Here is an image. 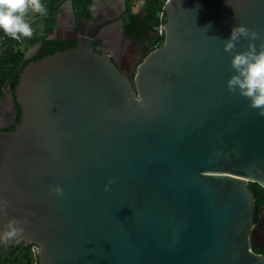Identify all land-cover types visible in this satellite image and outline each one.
Instances as JSON below:
<instances>
[{
	"label": "water",
	"instance_id": "water-1",
	"mask_svg": "<svg viewBox=\"0 0 264 264\" xmlns=\"http://www.w3.org/2000/svg\"><path fill=\"white\" fill-rule=\"evenodd\" d=\"M94 3L59 1L44 39L75 46L32 60L37 42L3 95L20 116L0 129V237L23 232L0 241L40 264H264L248 187L264 189V116L228 91L223 51L239 25L264 38V0H168L161 46L124 68L119 8Z\"/></svg>",
	"mask_w": 264,
	"mask_h": 264
},
{
	"label": "clouds",
	"instance_id": "clouds-1",
	"mask_svg": "<svg viewBox=\"0 0 264 264\" xmlns=\"http://www.w3.org/2000/svg\"><path fill=\"white\" fill-rule=\"evenodd\" d=\"M29 7L37 13L47 14L41 0H0V30L14 39L31 37L33 30L24 19ZM242 38L248 41L246 50L235 52L236 44ZM257 40L260 41L259 50L254 43ZM223 51L230 55V68L235 73L226 81L228 91L246 98L249 107L259 109V115L264 116V38L239 25L231 30L229 39L223 43ZM111 183L113 181H109ZM104 190L109 191L108 185ZM53 191L63 195L59 187ZM18 224L17 220L8 223L7 230L0 237L5 243L23 232Z\"/></svg>",
	"mask_w": 264,
	"mask_h": 264
},
{
	"label": "trees",
	"instance_id": "trees-1",
	"mask_svg": "<svg viewBox=\"0 0 264 264\" xmlns=\"http://www.w3.org/2000/svg\"><path fill=\"white\" fill-rule=\"evenodd\" d=\"M60 0H49L48 12L49 16L54 11L56 3ZM91 0H74V9L79 16L89 17L88 6ZM163 0H144L142 10L145 12L144 22L148 23L150 28L157 24V13L161 7ZM129 11V10H128ZM3 32V31H2ZM0 32V33H2ZM143 39L149 38L148 34L142 33ZM24 40V37H23ZM41 46L38 54L32 59L37 60L45 55L52 54L55 51L64 50L75 46L74 40H45L41 37ZM38 41V42H39ZM154 38L149 42V50L153 48ZM20 44L15 43L9 38L0 40V86H8L13 83V89L18 82L20 70L29 62H22L24 50L20 49ZM8 128L7 130H11ZM248 187L252 192L255 201V214L258 205L264 204V189L257 183L249 182ZM256 217H254L255 219ZM252 250L256 253L264 255V244ZM29 260L28 247L23 243L15 247H5L0 241V264H27Z\"/></svg>",
	"mask_w": 264,
	"mask_h": 264
},
{
	"label": "crops",
	"instance_id": "crops-1",
	"mask_svg": "<svg viewBox=\"0 0 264 264\" xmlns=\"http://www.w3.org/2000/svg\"><path fill=\"white\" fill-rule=\"evenodd\" d=\"M96 1H98L97 5L93 2V0L90 1L89 5L94 3L96 8H99V6L108 7L111 5H115L116 7H118L120 13L122 14V18L125 24L127 26L129 25V27L139 25L140 23L144 22L145 12L142 10V4L144 1L139 5V8H137L135 5V2L137 0H96ZM48 2L49 0H41L42 5L47 10L46 15L37 13L34 10H32L31 7H29L28 12L24 16L25 21L31 26L33 30L32 36L24 37L23 42L19 46L20 49L24 50V53L33 45H35L40 40L41 37H46L47 35L54 32L57 26H59L60 29L63 28L64 26L59 22L60 20H62V17L58 18L59 8L57 7V4L59 3V1L56 3L54 11H52V14L50 16L48 12ZM71 2L74 8V0H71ZM138 9H141L142 12H140L141 10ZM0 32H2V30H0ZM124 39L126 40L125 46H128L127 49H129L130 51L127 60L130 61H133V58L136 56L137 51H140L142 48H145L147 45H149V38L143 39L142 33H137L136 31H134L133 33H129V32L125 33L121 41H123ZM121 57L122 54L120 57H118L117 60L121 61L123 59V57L122 58Z\"/></svg>",
	"mask_w": 264,
	"mask_h": 264
},
{
	"label": "flooded vegetation",
	"instance_id": "flooded-vegetation-1",
	"mask_svg": "<svg viewBox=\"0 0 264 264\" xmlns=\"http://www.w3.org/2000/svg\"><path fill=\"white\" fill-rule=\"evenodd\" d=\"M110 14V13H109ZM109 14H105L106 17H108ZM113 14V13H111ZM121 17H122V14H121ZM62 21L65 23L67 22V18L64 17L62 18ZM134 25V24H133ZM147 30L149 31L147 34H151V28L149 26L148 23L146 22H143V23H140L139 25H135V26H132V27H129V25L127 26L126 24L124 25L123 27V34L129 32V33H133L134 31H136L137 33H143L144 30ZM55 30L57 31V28H55ZM54 30V32H56ZM68 34V33H67ZM117 42V41H116ZM112 40H109V46L112 48L114 46H117V49H118V57L121 56L122 54V57L123 59L120 61H118L116 59V64L122 68H124L125 66H128L129 64H131L132 61L130 60H127L128 56H129V49L128 46H125V44H118V42L116 43ZM121 57V58H122ZM8 88H9V84L6 88V86H0V96L2 97V99L0 100V129L4 130V131H9L7 130L8 128H12L19 122V116H20V110L18 107H14L13 104H12V101H10L9 97H8V94L6 96H3L7 91H8ZM264 204H260L258 205V208H257V213L254 215V217H256L254 219V224H257L258 221L260 219H264V216L263 214L260 212V207H263ZM264 213V211H263ZM259 231V235L256 234V232L254 233V242L255 244H259L262 240H263V237L261 235L262 233V230H258ZM255 247H258V246H255ZM253 247V248H255Z\"/></svg>",
	"mask_w": 264,
	"mask_h": 264
},
{
	"label": "built area",
	"instance_id": "built-area-1",
	"mask_svg": "<svg viewBox=\"0 0 264 264\" xmlns=\"http://www.w3.org/2000/svg\"><path fill=\"white\" fill-rule=\"evenodd\" d=\"M168 0H163L160 9L157 13V24L153 27L154 31V43H153V49L161 46L163 39H164V33H165V4ZM9 38L13 40L17 44H21L23 42V37L20 39H14L8 35H6L4 32L0 33V40L4 38ZM28 247V253H29V260L27 264H40L39 261V247L36 244L29 243L24 244Z\"/></svg>",
	"mask_w": 264,
	"mask_h": 264
},
{
	"label": "rangeland",
	"instance_id": "rangeland-1",
	"mask_svg": "<svg viewBox=\"0 0 264 264\" xmlns=\"http://www.w3.org/2000/svg\"><path fill=\"white\" fill-rule=\"evenodd\" d=\"M144 0H137L136 2H135V5H136V7L137 8H139V5L143 2ZM138 10H141V9H138ZM140 12H142V10L140 11ZM142 14V13H141ZM40 23V22H39ZM146 32V34L149 32V31H147L146 29L143 31V33H145ZM151 34H148L147 36H149V42H150V39L152 40L153 38H154V31H153V28H151ZM148 46L149 45H147L145 48H142L141 50H140V59H139V61L150 51L149 50V48H148ZM20 244V243H19ZM18 244V245H19Z\"/></svg>",
	"mask_w": 264,
	"mask_h": 264
},
{
	"label": "bare ground",
	"instance_id": "bare-ground-1",
	"mask_svg": "<svg viewBox=\"0 0 264 264\" xmlns=\"http://www.w3.org/2000/svg\"><path fill=\"white\" fill-rule=\"evenodd\" d=\"M262 228H264V225H262ZM261 234L263 235V232Z\"/></svg>",
	"mask_w": 264,
	"mask_h": 264
}]
</instances>
